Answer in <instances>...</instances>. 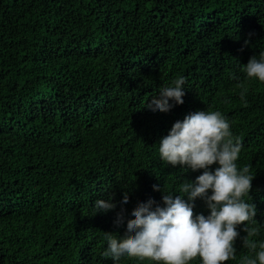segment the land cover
I'll use <instances>...</instances> for the list:
<instances>
[{
    "label": "trees",
    "instance_id": "16d2710c",
    "mask_svg": "<svg viewBox=\"0 0 264 264\" xmlns=\"http://www.w3.org/2000/svg\"><path fill=\"white\" fill-rule=\"evenodd\" d=\"M261 51L264 0H0V264H111L104 234L126 236L142 203L163 207L154 186L183 195V180L202 174L162 162L158 143L204 110L230 121L238 168L254 177L245 199L258 232L238 226L226 264L254 255L248 245L264 241V83L241 66ZM180 76L184 103L148 111ZM96 199L115 210L94 215ZM209 214L197 198L193 218Z\"/></svg>",
    "mask_w": 264,
    "mask_h": 264
},
{
    "label": "clouds",
    "instance_id": "9594fccd",
    "mask_svg": "<svg viewBox=\"0 0 264 264\" xmlns=\"http://www.w3.org/2000/svg\"><path fill=\"white\" fill-rule=\"evenodd\" d=\"M241 71L246 80L264 83V51L250 57ZM185 83L180 76L162 87L158 100H152L147 110L168 113L182 105ZM241 150L230 121L218 110L196 111L176 121L158 143L159 158L168 166H180L182 171L203 170L202 174L194 182L183 180L179 189L183 195L154 186V191H162L163 207L153 209L152 200L138 205L127 224L126 236L121 239L104 234L106 248L101 259L111 264L132 259L149 264H194L197 260L199 264H226L235 260L238 226H245L242 230L248 237L258 232L249 227L255 221L256 209L245 197H249L254 177L248 166L238 168ZM213 165H217L214 171L210 170ZM197 198L203 200L209 215L193 218ZM128 203L124 197L114 227L124 224L123 209ZM115 207L111 199H96L92 204L94 215L107 214ZM244 242L248 245L247 237ZM248 247L254 255L244 256L239 264H264V241Z\"/></svg>",
    "mask_w": 264,
    "mask_h": 264
}]
</instances>
